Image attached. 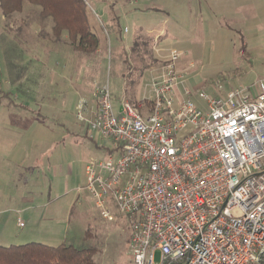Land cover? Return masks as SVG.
Here are the masks:
<instances>
[{
	"label": "rangeland",
	"instance_id": "obj_1",
	"mask_svg": "<svg viewBox=\"0 0 264 264\" xmlns=\"http://www.w3.org/2000/svg\"><path fill=\"white\" fill-rule=\"evenodd\" d=\"M84 1L92 31L106 48L112 37L101 31L104 14L118 19L128 36L141 29L135 52L120 66L69 45L63 54L51 51L54 43L44 40L37 7L24 5L0 20V246L93 247L95 264H132L128 219L113 207L115 220H103L83 189L87 162L105 157L110 147L90 130L89 114L79 111L81 90L89 93L94 84L107 83L114 112L122 98L131 103L147 98L148 71L163 60L147 29H163L173 39L157 49L162 56L171 50L181 54L177 67L184 79L175 93L197 108L205 107L199 93L213 97L219 86L226 91L252 86L264 78V0H252L256 15L244 20L232 11V0L212 9L203 0ZM46 22L50 25L48 20L42 25ZM71 53L80 57L77 71L87 68L79 76L71 69Z\"/></svg>",
	"mask_w": 264,
	"mask_h": 264
},
{
	"label": "built area",
	"instance_id": "obj_2",
	"mask_svg": "<svg viewBox=\"0 0 264 264\" xmlns=\"http://www.w3.org/2000/svg\"><path fill=\"white\" fill-rule=\"evenodd\" d=\"M157 46L147 98L114 112L97 83L92 107L79 102L110 147L87 162L83 189L103 220L113 207L128 219L132 264H264V78L199 93V109L175 93L181 54Z\"/></svg>",
	"mask_w": 264,
	"mask_h": 264
},
{
	"label": "trees",
	"instance_id": "obj_3",
	"mask_svg": "<svg viewBox=\"0 0 264 264\" xmlns=\"http://www.w3.org/2000/svg\"><path fill=\"white\" fill-rule=\"evenodd\" d=\"M24 5L39 8L40 24L46 19L52 22L50 35L56 43L62 36L75 52L91 55L99 46L97 35L88 22V11L84 0H0L2 16L20 13ZM145 47L146 44H145ZM133 47L131 52H135ZM93 247L75 248L61 245L48 247L38 243L21 246H0V264H95Z\"/></svg>",
	"mask_w": 264,
	"mask_h": 264
},
{
	"label": "crops",
	"instance_id": "obj_4",
	"mask_svg": "<svg viewBox=\"0 0 264 264\" xmlns=\"http://www.w3.org/2000/svg\"><path fill=\"white\" fill-rule=\"evenodd\" d=\"M205 2V5L208 9H212L214 8L216 5H219V3L221 4L222 2H220V0H203ZM232 3H235V5L232 8V11L235 13H237L239 16H241V19H249V18H253L255 17V12L256 9L254 8L253 4H252V0H232ZM136 3V2H135ZM128 13L130 12H125L124 13V17L128 16ZM120 15H117V18L120 19ZM104 18H105V23L100 25L101 26V31L104 33V35L106 36V38L108 39V36L112 37V46L111 48H106L104 46H102L100 44L99 41V46L98 49L96 50L95 54H98V58L100 59V61L105 60V57L110 61L113 60L115 65H121L122 63L125 62V58L128 57V55L130 54V51H132V48L135 47L138 43V41L141 39V29L138 30L137 33L133 34L132 36H128V30H126L127 32L124 31V29H122L120 27V25L118 24V19L115 20V18L111 17L110 15L106 16V14H104ZM0 20H2V14L0 12ZM49 21L50 25H47L48 23L46 22V25H42L40 24V26H38L43 32H44V40L48 41V42H52L54 49L51 51L54 52H58L60 50V52L62 53V47H68V44L65 41V36H62L61 39V47L58 46L59 43H56L54 41V39L50 40L48 39L49 35H50V31H51V26H52V22L50 19H46ZM89 22V21H88ZM167 19H163L161 24L164 25L166 24ZM90 27H91V23L89 22ZM92 29V28H91ZM148 31L147 34L148 35H153L152 38V46H154V44L159 45V44H166L169 43L171 40V38H169L170 35H168V33H166L165 31H163V29L161 31H159V33H156L155 29H147ZM2 34V29L0 28V35ZM170 39V40H169ZM60 47L61 49H58V47ZM50 49L48 47L45 48L46 53L49 51ZM63 54V53H62ZM70 59L73 61V66L71 67V69H73V72H75L78 76L81 75V73H83V71L87 70V68H83V66L79 67L82 68L80 71H77V69L75 68V65L78 63L77 62L80 57L76 56V54H70ZM96 57V56H95ZM75 63V65H74ZM48 67L46 66V69ZM94 81V80H93ZM83 89V86H80ZM89 90L87 92H84L81 90V96H80V101L81 100H85L87 102V104L90 102L91 103V88L87 89ZM89 95V97H88Z\"/></svg>",
	"mask_w": 264,
	"mask_h": 264
}]
</instances>
